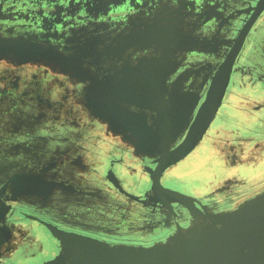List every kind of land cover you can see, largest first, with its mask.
Listing matches in <instances>:
<instances>
[{
	"label": "flooded vegetation",
	"instance_id": "af4514ba",
	"mask_svg": "<svg viewBox=\"0 0 264 264\" xmlns=\"http://www.w3.org/2000/svg\"><path fill=\"white\" fill-rule=\"evenodd\" d=\"M247 1L0 0L3 37L30 40L26 33L38 32L31 40L43 52L75 60L83 59L79 52L85 40L106 42L105 51L93 53L84 67L59 66L55 73L34 61L0 59V264L53 259L61 250L54 227L113 244L152 246L188 227L197 210H232L264 192V9L236 57L214 120L184 159L157 173L159 156L138 146L139 138L150 133L138 125L130 130L114 110L127 109L131 116L142 112V101L116 98L121 94L115 89L144 85L139 65L144 53L127 48L126 39L143 34L145 18L166 15L181 21L189 45L207 50L184 54L179 67L181 59L171 53V72L165 83L154 81L152 87L160 93L151 104L153 112L147 111L154 133L161 119L181 117L167 114L176 106L169 104L173 96L187 97L185 109L197 101L184 135L171 150L178 147L259 0ZM250 7L249 13H238ZM13 10L28 23L14 19ZM238 16L243 19L235 22ZM34 19L43 23L29 24ZM128 23L135 26L127 29ZM83 33L87 35L78 43ZM215 44L223 48L210 53ZM101 55L104 65H99ZM241 59L249 68L239 71ZM246 86L259 89L260 97L240 92V98L232 97V89L244 91ZM157 174L164 188L189 200L156 193Z\"/></svg>",
	"mask_w": 264,
	"mask_h": 264
},
{
	"label": "water",
	"instance_id": "95a60500",
	"mask_svg": "<svg viewBox=\"0 0 264 264\" xmlns=\"http://www.w3.org/2000/svg\"><path fill=\"white\" fill-rule=\"evenodd\" d=\"M263 9L264 0H259L253 16L238 36L182 143L170 149L178 131L184 129L188 122L180 120V116L163 120L157 133L146 136L150 152L159 155L157 173L160 174L167 166L184 159L204 136L222 105L236 57ZM173 101L181 108L179 105L170 106L173 108L171 114H182L186 101ZM173 101L170 104H174ZM194 107L192 104L189 112L184 111V114H191ZM118 115L128 124L135 123L134 118L127 119L122 113ZM159 174L154 176L153 188L156 193H168L179 202L189 200L183 193L164 188L160 184ZM52 231L61 241V250L44 264H264V192L232 210H197L188 227L180 228L166 241L152 246L113 244L81 234H66L55 227Z\"/></svg>",
	"mask_w": 264,
	"mask_h": 264
},
{
	"label": "rangeland",
	"instance_id": "374dc122",
	"mask_svg": "<svg viewBox=\"0 0 264 264\" xmlns=\"http://www.w3.org/2000/svg\"><path fill=\"white\" fill-rule=\"evenodd\" d=\"M255 1L256 0H248L247 2H248V4H252V3H255ZM35 7H37V6L32 5L29 8H35ZM253 8L254 7L243 9V10H240L238 13L240 14L242 12V13L247 14ZM37 10H39V9H37ZM41 10L46 11V9H44V8H42ZM13 13H14V19H16L18 22H20L22 24L28 23V20L25 18L23 13H21L17 10H13ZM31 14H33V13H31ZM37 15H40V13H37ZM234 19L236 22L238 20H242L243 18L238 16V17H235ZM145 21H147V22L145 23L146 27L144 28L143 34L139 33L138 37L133 36L132 38L129 37L128 39H126L128 41V43H126L127 48L132 47V48H134L135 51H141L144 53L142 55V57L141 56L139 57L140 58L139 59L140 60L139 65L143 66V72H144L143 84L144 85L137 86L136 84H134V86L131 88L124 86L121 89H115L117 92H119L121 94L120 97L116 96V98H119L122 101H124V100L126 101V99H128V98L132 99V101L137 102V103H138V101H142L143 103H141V102L138 103V105L141 107L142 112L139 116H133V115L131 116L130 112L126 111L127 109L126 110L125 109H119L116 107L114 110L116 111L115 114L122 113V115H124L125 118H127V119L134 118L133 121H135V123L131 122V124H128L123 119L124 122L128 125V128L130 130L136 131L138 129L136 126L138 125L139 129H144L145 133L151 134V133H153V131H152V128L150 127L151 125H149L150 124L149 123L150 117H148L147 111L153 112V108H152L151 104L155 100L157 93L158 92L160 93V91L157 88H153L152 85H154V81L162 82V83L166 82L167 75L171 72L168 69L170 66H172L171 61H170L171 53L175 55L176 59H178V60L181 59L180 62L179 61L176 62V65H178V67H179L182 64V61H183L182 58H184V54L186 56L188 54V52H191V51L201 52V51H205L207 49L206 48L196 49V48H193L189 45V43H188L189 39L185 35L184 31H182V26L180 27L181 21L176 20L174 22V20L171 17H168L166 15L155 16L152 18H145ZM42 23L43 22H40V21L34 19V21H32V23H29V24L39 25ZM132 24H134V23H132ZM132 24L128 23V26L125 28L128 29V28H130V26H135ZM50 28L54 29V27H50ZM31 32H32V34H30ZM31 32L26 33L27 35H29V37H27V38L33 39L34 38L33 35L38 34V32H34V31H31ZM86 35H87L86 33L80 34V36H78L76 38V40L79 39L80 41H77V42L78 43L82 42ZM25 38L26 37H24V35L22 37H15L12 34L10 36H6V37H3L0 35V59L3 58V60H6V62L10 63V64H13V62L16 64H21V63H26V62L29 63L31 61H34L38 68L42 67V66H48L54 70V73H55L57 67H59V66H61L62 68H64L66 70L69 67L74 68L78 65L81 67H84L85 63L87 64V62H85V61H87L88 59L87 58L85 59V57H82L83 58L82 60H77V59L75 60V56L70 58L69 56L68 57L62 56V55L54 56V54H52V53L43 52V48L39 44H36V43L34 44L31 39L29 40V39H25ZM90 40H93V41H90ZM90 40H85V41L92 42V46H91V44L90 45L86 44L88 42H85V45H83L84 43L83 44L80 43L81 45H83V47L80 48V52H79L80 55L90 58L93 53L95 54L96 52L105 51V46H104V44L106 43L105 40L100 39V38H93ZM226 45L229 46V43H227ZM123 47H124V43H123ZM222 48H223V45L215 44V49L212 51H209V52L210 53L211 52L217 53V52H220V50ZM159 52H160V54L157 55V57H153V55H155ZM203 53H205V52H203ZM180 54H182V55H180ZM93 56L94 55H92V57ZM104 57H105L104 55H101V57L98 56V58L100 59L99 65H104ZM244 65H248V68H249V63L247 62V64H244L243 60L241 59L240 62L238 63L239 71L241 70L242 66L244 67ZM34 71L37 74H39L40 77L42 76L41 74H43L40 69H34ZM50 76L54 77V75H51V74H50ZM249 76L252 78L253 74L252 75L249 74ZM238 81H239V74H236L235 82H238ZM233 88H234V86H233ZM251 88H250V86H246L244 91L232 89V92H231L232 97L233 98L239 97L236 94L239 95L240 93L245 95V96L251 95L254 97H260L261 94H260L259 89H256L255 87H251ZM161 91H162V89H161ZM146 95H147V98H145ZM162 96H164V95L161 94V96H159V97H162ZM185 98H187V97L183 98V97L173 96L171 101L180 99L183 102L186 101V105H187L189 101H187V99H185ZM196 102L197 101L194 100L188 106V109H185V106H186L185 104L183 105L182 114H180L181 117L179 119L182 121L188 120V122H187L184 129L178 131V134H177L174 142L179 137L182 138V136L184 135L183 132L188 127V124L190 122V117L192 115H194V112L197 108ZM174 103H176V102H174ZM192 104H194L195 107L192 109L191 114H186V113L184 114V111L188 110V112H189V109L191 108ZM177 105H179V104L176 103V106ZM171 112L169 111V113H167V114H170ZM151 119H152V117H151ZM158 122L156 124H158V128H159L161 123H162V119L159 123ZM158 128H157V130L153 129L154 133H157ZM146 140H147L146 136H144V138H139V147H142V148L145 147V150L148 151L150 156L158 157L159 155H153L150 152L149 147L147 146ZM173 143H172L170 149H172ZM193 171L195 172V170H193ZM191 173H193V172H191ZM193 174H195V173H193Z\"/></svg>",
	"mask_w": 264,
	"mask_h": 264
},
{
	"label": "bare ground",
	"instance_id": "6f19581e",
	"mask_svg": "<svg viewBox=\"0 0 264 264\" xmlns=\"http://www.w3.org/2000/svg\"><path fill=\"white\" fill-rule=\"evenodd\" d=\"M159 123V122H158Z\"/></svg>",
	"mask_w": 264,
	"mask_h": 264
},
{
	"label": "crops",
	"instance_id": "0c3cea01",
	"mask_svg": "<svg viewBox=\"0 0 264 264\" xmlns=\"http://www.w3.org/2000/svg\"><path fill=\"white\" fill-rule=\"evenodd\" d=\"M112 118V117H111Z\"/></svg>",
	"mask_w": 264,
	"mask_h": 264
}]
</instances>
